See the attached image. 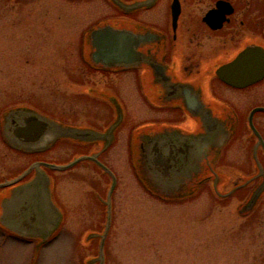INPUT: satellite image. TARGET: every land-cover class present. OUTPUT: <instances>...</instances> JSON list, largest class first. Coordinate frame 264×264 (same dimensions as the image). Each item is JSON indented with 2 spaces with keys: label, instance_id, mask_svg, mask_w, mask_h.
Returning a JSON list of instances; mask_svg holds the SVG:
<instances>
[{
  "label": "flooded vegetation",
  "instance_id": "af4514ba",
  "mask_svg": "<svg viewBox=\"0 0 264 264\" xmlns=\"http://www.w3.org/2000/svg\"><path fill=\"white\" fill-rule=\"evenodd\" d=\"M7 1L11 9L17 10L16 16H22L24 7L38 5L45 19H40L42 23L37 27L29 25L22 30L28 18H16L12 44L21 55L0 78V112L4 115L0 116V142L15 155V163L22 164L16 172L0 177V207L5 212V223L12 227L23 223L28 212L41 218V203L28 188L35 182L41 194L47 176L53 180L54 198L63 218L67 211L57 191L68 177L80 182L89 177L91 200L86 198L85 204L94 202L104 209L102 204H108L112 215L120 174L108 161L109 151L123 147L126 171L135 180L129 149L131 133L139 127L145 128L139 145L141 167L147 172L153 152L162 159L172 157L177 164L188 162L194 130L198 134L204 129L208 135L216 127L217 132H229L225 148L242 139L256 168L244 174L223 165L228 176L239 174L235 180L229 177L231 185L226 191L239 185L237 192L247 194L264 179L258 167L264 164V134L254 121L257 114L264 116V93L256 88L264 77L255 82L242 80L244 85L232 83L240 79L241 69L247 66L240 62L244 51L254 47L264 50V0H95L108 10L104 17L108 21L101 19L96 25L84 27L80 8L75 9L76 19L69 10L89 0ZM50 14L56 23L55 35L46 23ZM70 19L80 23L67 36L63 29ZM103 25L129 35V61L107 67L92 60L95 48L91 33ZM70 52L77 53L76 60H68ZM231 68L238 70L226 74ZM124 95L129 100L139 97L146 107L143 118L136 113L137 105L132 104V112L128 113L129 101ZM6 101L14 102V106L5 107ZM74 101L80 102L78 110ZM47 117L56 119L55 124L73 126L69 128L78 131L75 141H57L46 149L50 144ZM249 118L257 134L251 130ZM40 128L42 138L26 144L25 140L33 138ZM7 133L21 151L6 141ZM78 159L71 167L59 169ZM182 178H176L178 185L184 184ZM104 179L105 190L101 188ZM112 182L114 187L109 193ZM5 223L0 219V226Z\"/></svg>",
  "mask_w": 264,
  "mask_h": 264
},
{
  "label": "rangeland",
  "instance_id": "374dc122",
  "mask_svg": "<svg viewBox=\"0 0 264 264\" xmlns=\"http://www.w3.org/2000/svg\"><path fill=\"white\" fill-rule=\"evenodd\" d=\"M76 8L81 10L79 14L82 27L90 23L98 24L103 19V22L108 21L104 18L108 10L95 0L82 2L81 7L71 6L69 15L73 18ZM23 12L25 14L21 13L22 16H16L17 10L11 9L7 0H0V78L3 76L2 72H7V67L15 65L17 56L21 53L12 44V36L17 31L16 18H28L24 21L22 30H26L29 25L37 27L42 23L40 19H45V15L39 12L38 5L24 7ZM27 14L29 16H25ZM52 16L54 15L46 16V23L55 35L57 29ZM75 19L64 24L65 35L71 36L75 24L80 23L75 22ZM76 54L68 53V60H76ZM35 56L38 60H43L39 57L41 55ZM53 61L51 58L50 62ZM256 88L264 93V82ZM124 90H127L126 86ZM124 96L129 101L128 113L131 114V106L134 104L137 105L136 113L143 118L146 107L139 101V97L129 100V96ZM6 102L5 107L14 106V102ZM72 103L78 110L80 102ZM0 116L3 118V113ZM254 121L264 134V116L257 114ZM182 129L188 130L184 126ZM120 134L123 140L126 130ZM239 139L227 148L225 145L218 154L220 158L217 159V155L210 160L211 167L214 166L220 174L222 191H226L227 185H231L232 179L229 177L234 180L239 177L236 172L228 176L223 171L225 169L221 168L223 165H231L242 170L244 174L256 170L253 168L251 153L242 143V139ZM123 150L119 146L109 151L108 156V161L117 169L120 177L114 193V210L105 244L104 264H264V193L256 197L255 206L251 210L241 209L244 217L237 213L240 204L246 206L254 193L259 188H264V179L258 181L257 187L249 195L235 191L227 199H218L212 192L210 182L211 189L206 185L182 201L162 202L142 189L139 190L140 187L131 173L126 171L124 162L127 163V159ZM16 161L15 155L0 142V177L19 170L22 164L17 165ZM259 166L264 176V164ZM68 178L64 184L58 186L57 191L67 211L61 226L55 230L44 228L38 234L20 229L19 233L25 237L21 240L0 228V264H96L100 242L97 238L88 237L87 231L102 232L105 224L104 208L96 207L94 202L85 204L86 198L91 200L88 193L91 187L89 177L81 178V182ZM51 181L54 192L52 178ZM105 182L106 179L101 181L103 189ZM3 214L4 209L0 207V218ZM48 232L50 236L46 240L38 238L42 241L40 244L29 238L33 235L44 236Z\"/></svg>",
  "mask_w": 264,
  "mask_h": 264
},
{
  "label": "water",
  "instance_id": "95a60500",
  "mask_svg": "<svg viewBox=\"0 0 264 264\" xmlns=\"http://www.w3.org/2000/svg\"><path fill=\"white\" fill-rule=\"evenodd\" d=\"M91 39L93 47L95 48V52H93L92 54V60L95 63H100L104 66L110 67L114 66L116 63H125L130 60V56L132 55V47L129 45V43H127L129 41V35L127 33L116 32L113 31L111 27L103 25L98 26L97 30L91 33ZM134 44L136 45L137 43L134 42ZM240 62L241 64L247 66L241 69L242 75L240 76V79L238 78V81L233 80L232 83H235L236 85H244V83H241L242 80L246 79L249 82H255L264 77L263 49L254 47L245 50L240 58ZM237 70L238 69L236 68L227 69L226 74H230V72H237ZM47 122L50 124V127H47V131H49L47 139H50V144L54 143L58 139H74V137H77L78 135V131H75V129L73 128H69V126L65 127V125L62 124H55V121L51 119L49 121L48 118ZM249 124L251 130H253L255 134H257L251 122V118H249ZM215 130L216 127L211 128L208 135L206 134L204 129H201L198 134L196 133L197 131L191 134V137L195 138L190 139L191 144L189 148L191 156L189 157L188 162L186 161L177 164V161L175 163L174 161H172V157L165 156L166 158L162 159L157 152H153L152 155H149L150 159L148 160L146 165L148 170L147 172L141 167L140 160L141 149L139 141L143 129H138L134 134L131 154L136 174L140 181L143 183L144 187L152 194L158 196L163 200L174 201L183 200L187 197L192 196L204 182L209 181L212 183L211 185L213 187V190L219 198H225L231 195V193L234 192L236 188L231 190L230 192H223L220 189V174L214 169V166L211 167L210 165L211 158L220 154L221 149L226 145L229 135V132L227 131L222 133ZM7 134L8 143L14 146L12 142L13 136L10 133ZM40 138H42V128H40V130H36L34 137L28 138L27 140H25V143H36L40 140ZM18 149L21 150V148ZM22 149L26 151L29 150L23 147ZM155 153L157 154L155 155ZM162 154L164 153H161V155ZM219 156L220 155H218L217 159L219 158ZM157 157H160L161 159ZM178 157H181V155H179ZM193 158L194 160H192ZM77 161L78 160L72 162L66 167L72 166ZM179 177H183L181 180L182 182H184V184L181 183L178 185L176 183ZM212 177L213 179L211 180ZM176 178L178 179L176 180ZM113 186L114 183L112 184L111 190L113 189ZM37 188L38 186L34 182L31 186H29L28 189L31 191L32 196H34L35 199L38 198L41 203L43 211V215L41 216V218L35 217L32 212H28V216H26L23 223L17 224L12 227L11 224L5 223L6 217L4 212L3 216L0 219L4 221L5 224L3 225V227L5 229L9 230L13 234L24 237L23 234L19 233L20 229L31 234H38L40 232H43L44 228L45 230H50L51 228L55 230L59 227L61 214L52 200V189L49 187L48 181L44 188L40 187V189H42L41 194L37 192ZM257 194H259V192H256L249 199V202L247 204L245 202L246 206H244L243 203L240 204L237 209V213L240 216H245V214L241 212L242 208H245V210H251L255 206L256 197L258 196ZM38 220L40 222H38ZM109 220L110 215L108 213L107 223L101 234L88 232V237L100 238L98 257L96 258L100 264L104 263L103 245L108 233ZM49 236L50 233L48 232L47 234H44V236L33 235L29 238L35 239L37 241L36 244H40L42 243V241L38 238L46 240V237Z\"/></svg>",
  "mask_w": 264,
  "mask_h": 264
},
{
  "label": "bare ground",
  "instance_id": "6f19581e",
  "mask_svg": "<svg viewBox=\"0 0 264 264\" xmlns=\"http://www.w3.org/2000/svg\"><path fill=\"white\" fill-rule=\"evenodd\" d=\"M46 181V179H44Z\"/></svg>",
  "mask_w": 264,
  "mask_h": 264
}]
</instances>
